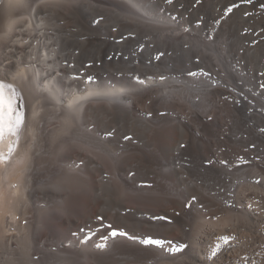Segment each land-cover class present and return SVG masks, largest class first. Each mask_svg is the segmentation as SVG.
<instances>
[{
    "label": "rangeland",
    "instance_id": "1",
    "mask_svg": "<svg viewBox=\"0 0 264 264\" xmlns=\"http://www.w3.org/2000/svg\"><path fill=\"white\" fill-rule=\"evenodd\" d=\"M137 1L139 11L154 21L145 27L153 29L150 35L116 24L113 10L121 13L124 0L101 1L109 8L107 29L74 28L73 14L54 15L62 35H68L67 29L81 30L89 41L68 43L65 67L73 62L70 67L79 69V78L127 81L134 91L126 103L91 100L80 110V139L64 146L60 142L63 167L78 170L80 180L65 178L56 188L49 184L55 162L39 169L32 247L17 258L21 264H172L184 260L189 247L169 249L186 245L185 234L206 218L215 224L213 247L207 244L192 264H264V0ZM182 26L192 33L189 38L180 36L184 31L172 33ZM161 69L174 73L167 76L171 82L156 86L144 81L151 75L157 80ZM160 80L155 82L164 83ZM196 83L208 87L205 99L203 93L195 99L201 86ZM173 85L182 91L167 87ZM85 141L102 153L88 150ZM47 210L66 218L60 229ZM229 212L235 220L222 225L218 218ZM165 216L171 222L155 219ZM114 229L128 235L112 237ZM222 234L233 239L225 243ZM147 238L163 244H143ZM216 245L220 248L212 256Z\"/></svg>",
    "mask_w": 264,
    "mask_h": 264
},
{
    "label": "bare ground",
    "instance_id": "2",
    "mask_svg": "<svg viewBox=\"0 0 264 264\" xmlns=\"http://www.w3.org/2000/svg\"><path fill=\"white\" fill-rule=\"evenodd\" d=\"M101 1L104 0H59V3L42 4L40 0H21L24 6H17V0H0V80L14 84L22 93L24 100L27 101L26 110L28 107L26 121L15 151L11 157L0 161V264H21L17 254L27 255L30 252L32 247L30 240L31 217L34 210L33 190L38 183H41L36 181L37 173L47 164L50 166V163L55 162L56 166L54 169L52 168L53 181H49V184L53 187H60L65 178L74 180L75 183L80 180L78 170L65 169L60 160V152L64 148L61 149L60 142L64 146V144H68V140L72 142L75 139H80V136L78 137V134H80L79 119L82 122L80 110L91 100L116 98L119 101L124 100L126 103L130 100V94L134 91L132 83L127 81L112 82L106 78H93L89 81L88 77L79 78V69L70 67L73 62H67L70 68L64 66L65 58L70 55L66 54L68 43L77 42V44L82 45L84 42L88 44L89 41H85V38L82 37L84 34L81 30L76 32L74 29H65L68 35H62L64 29L58 27L60 21L57 23L54 15H60L61 13L73 14L77 20L73 25L74 28L82 27L91 32L93 26L96 25V28L107 29L108 14L106 11L108 7L103 8ZM124 2L125 7L123 9L119 7L121 13L118 10L117 12L113 10L116 17H118V20H115L116 24L123 23L122 27L138 32L142 36L154 32L153 29L145 28L149 26L148 21H150V18L139 11L140 3L137 0H124ZM121 16L122 18H120ZM98 18L102 20H98ZM52 19L56 20L53 22ZM29 23L31 27H29ZM182 27L174 29L175 32L172 33H181L187 28L186 26ZM51 31L55 33H51ZM184 32L180 36L189 38L192 34L187 33L188 31ZM77 37H82L83 40H79ZM185 67L187 66L184 65ZM176 69L179 68L176 67ZM162 71V69L156 71L160 75L154 73L159 75L155 78L157 80L161 76L165 77L164 83L161 80V83H156L157 80L152 79V75L150 78L147 75L148 77L146 76L147 79L144 81L153 80L152 82L156 86L171 82L172 78L167 76L174 73H161ZM191 86L194 87V85ZM196 86H200V88L196 89L199 92L196 91L195 99H199L200 93H203L205 99L208 95V87H202L204 85L199 83H196ZM167 87L182 91L176 88L177 85ZM187 91L190 93L192 90L187 89ZM74 98H79L77 103H73ZM127 104L129 107L132 106V102ZM42 120L44 122L43 127L41 126ZM51 125H53L52 128H50ZM69 132L72 133V137L66 138L65 135L67 134L65 133L69 134ZM169 142L172 143V141ZM84 144L94 154L100 155L102 153L99 147L93 146L90 142L89 147L86 146L88 141H85ZM164 148H168V145ZM0 151H7V141L0 144ZM162 151L164 157L166 153L164 149ZM89 159L92 163H96L93 158L89 157ZM105 172L106 175L107 171ZM119 176L120 174L116 177L119 178ZM93 188L92 185L90 191ZM121 190L122 188H120ZM92 195V192L91 195L89 192L88 196L90 198L93 197ZM71 196L75 197L74 195ZM47 212L57 219L55 221L58 224L54 228L60 229L61 223L66 221V218L58 212L50 210H47ZM235 217L234 212H229L227 215L218 218V221H221L222 225L232 224ZM203 219L202 224L194 226L190 232L185 234L188 240L186 246L189 248L183 254L184 260H172L170 263L192 264L196 256L206 251L207 244L210 243V247H213L210 238L213 236L212 225L215 224L210 219ZM222 236L227 237L226 234H222ZM14 245L16 246L14 247Z\"/></svg>",
    "mask_w": 264,
    "mask_h": 264
},
{
    "label": "snow or ice",
    "instance_id": "3",
    "mask_svg": "<svg viewBox=\"0 0 264 264\" xmlns=\"http://www.w3.org/2000/svg\"><path fill=\"white\" fill-rule=\"evenodd\" d=\"M42 4H51V3H59V0H40ZM168 3H172V0H167ZM245 2L250 3L251 0H245ZM17 6H24L21 2V0H17ZM237 7V5H232L231 7L227 8L225 10L224 16L221 17V19H224L229 13L232 12L233 8ZM247 15V13H246ZM154 22V21H149ZM217 24L220 23V21H216ZM29 27H31V24L29 23ZM187 31V29H185ZM159 59V56L156 57ZM193 75H195L193 73ZM93 78L91 76L88 77V80L91 81ZM161 80H164L165 77L161 76ZM141 83H143L141 81ZM264 86V85H262ZM91 95V93H90ZM79 98H74L73 103H77ZM152 113H147V116L151 117ZM25 124V112H24V103H23V95L22 93L16 88V86L12 83H7L4 80H0V144H3L5 141H7V151H0V161L6 160L8 157H11L13 152L16 149L17 142L20 139V133ZM108 136H111L112 133H107ZM124 139L131 140L132 137L125 136ZM194 199V198H193ZM186 207H190V205H186ZM177 216H179V213H176ZM155 219L160 220H169L168 217H155ZM169 222H171L169 220ZM109 227H111L109 225ZM112 237H115L117 235L120 236H127L128 234L123 231H117L112 230L110 233ZM133 238V237H130ZM87 239V238H86ZM105 240H107V237H104ZM225 243H228L229 239H233L230 237H221ZM86 241H82L84 243ZM143 244L146 245H156V246H162L163 241L158 239H152L147 238L142 241ZM97 248H106V244H98L96 245ZM187 247L186 245H180L179 248H171L169 251L176 252L180 251L182 248ZM220 245H216V248L212 251V256H215L217 251L219 250Z\"/></svg>",
    "mask_w": 264,
    "mask_h": 264
}]
</instances>
